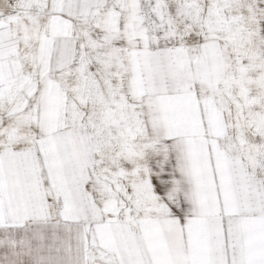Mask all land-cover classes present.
Segmentation results:
<instances>
[{
  "label": "snow or ice",
  "instance_id": "obj_1",
  "mask_svg": "<svg viewBox=\"0 0 264 264\" xmlns=\"http://www.w3.org/2000/svg\"><path fill=\"white\" fill-rule=\"evenodd\" d=\"M0 264H264V0H0Z\"/></svg>",
  "mask_w": 264,
  "mask_h": 264
}]
</instances>
